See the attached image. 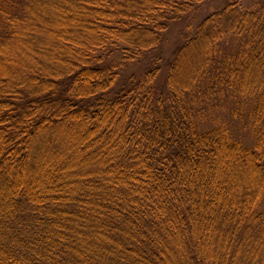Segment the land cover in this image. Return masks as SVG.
I'll return each mask as SVG.
<instances>
[{
  "label": "trees",
  "instance_id": "16d2710c",
  "mask_svg": "<svg viewBox=\"0 0 264 264\" xmlns=\"http://www.w3.org/2000/svg\"><path fill=\"white\" fill-rule=\"evenodd\" d=\"M213 1L0 0V264H264V0Z\"/></svg>",
  "mask_w": 264,
  "mask_h": 264
},
{
  "label": "rangeland",
  "instance_id": "374dc122",
  "mask_svg": "<svg viewBox=\"0 0 264 264\" xmlns=\"http://www.w3.org/2000/svg\"><path fill=\"white\" fill-rule=\"evenodd\" d=\"M222 2H223L222 0H218V1L214 0L213 2L208 3L203 8V13H202L203 15L202 16L208 15V14H210V13H212V12L217 11L218 9H220L222 7V4H223ZM223 115L228 116V113H223ZM229 121L232 122V123H235V125L233 124L231 126V129H233V127L235 128L236 133H237L236 134L237 137H239V138H242V137H245V136L247 137V135H246L245 131L243 130V128L241 126H239L236 122H234L236 120H233L232 118H229ZM230 125H231V123H230Z\"/></svg>",
  "mask_w": 264,
  "mask_h": 264
}]
</instances>
